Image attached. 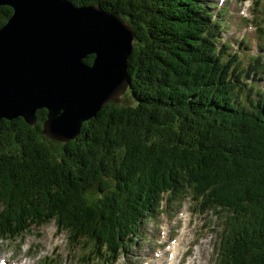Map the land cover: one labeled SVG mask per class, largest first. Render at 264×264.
<instances>
[{"label":"trees","instance_id":"16d2710c","mask_svg":"<svg viewBox=\"0 0 264 264\" xmlns=\"http://www.w3.org/2000/svg\"><path fill=\"white\" fill-rule=\"evenodd\" d=\"M71 1L130 24L128 88L67 142L43 134L44 108L32 126L0 120V238L54 219L91 243L85 260L114 262L164 195H190L220 219L218 264H264V91L225 51L220 13L204 0ZM11 14L0 6V27ZM251 59L259 74L264 59Z\"/></svg>","mask_w":264,"mask_h":264},{"label":"water","instance_id":"95a60500","mask_svg":"<svg viewBox=\"0 0 264 264\" xmlns=\"http://www.w3.org/2000/svg\"><path fill=\"white\" fill-rule=\"evenodd\" d=\"M11 16L0 27V120L36 123L67 142L128 87L134 33L119 13L71 0H0ZM93 55L91 63L83 60Z\"/></svg>","mask_w":264,"mask_h":264},{"label":"rangeland","instance_id":"374dc122","mask_svg":"<svg viewBox=\"0 0 264 264\" xmlns=\"http://www.w3.org/2000/svg\"><path fill=\"white\" fill-rule=\"evenodd\" d=\"M203 2L208 7L217 4L218 8L213 7L212 12L224 10L222 16V11L219 12L223 36L220 42L224 41L228 46L225 51L234 53L238 59L236 63H241L247 69L249 75L246 74L245 82H252L256 90L264 91V69L259 67V74L257 71L252 73L250 66L254 62L251 57L260 56L264 59V39L261 35V31L264 33V13L255 7L253 0H227L222 4L218 0ZM215 18H219L218 14ZM224 57L227 58L226 55ZM256 90L253 92L254 96H257ZM124 94L119 97V101L125 98ZM222 214L225 216L224 212ZM149 218L141 224L138 238H133L131 244L134 245L129 244L116 261L104 260L103 264H149V261L150 264H166V261L171 260V254L176 255L175 260L178 261L181 260L182 251L176 246L179 239L181 248L184 247V257L179 260V264H189V254L195 251L200 252L201 264H218L223 229L220 219L209 211H202L191 196L182 199L179 204L155 210L150 213ZM172 239L176 242H171ZM163 240H166L170 254L166 250L160 254L159 243ZM188 247L191 251L186 250ZM89 249L87 243L69 242L68 232H60L53 221L33 227L22 238L13 241H3L0 238V258H12L13 262L28 260L32 264H100L92 259L83 260L84 252L88 253ZM158 254L160 258L165 255L164 260L157 258ZM194 264H197V260Z\"/></svg>","mask_w":264,"mask_h":264},{"label":"bare ground","instance_id":"6f19581e","mask_svg":"<svg viewBox=\"0 0 264 264\" xmlns=\"http://www.w3.org/2000/svg\"><path fill=\"white\" fill-rule=\"evenodd\" d=\"M217 6V5H216ZM215 5L213 6V7H216ZM217 8H218V6H217ZM109 12H111V11H109ZM215 12V11H214ZM219 12H220V10L219 11H217V12H215L216 14H218L219 15ZM253 87V86H252ZM174 244V243H173ZM181 245H182V243L180 242V239L178 240V242H176V246H177V248H180V249H182V251L180 252L181 254H180V258H181V260H183V257H184V247L183 248H181ZM202 246V245H201ZM204 246V245H203ZM187 251H191V248H187L186 249ZM199 253L200 252H190V254H189V257H190V262H189V264H194L195 263V260H197V264H201V262H200V257H199ZM164 257H165V255H163ZM161 257L160 259L161 260H164V257ZM1 259V258H0ZM180 260V259H179ZM179 260L178 261H176L175 260V258H171V260L170 261H167L168 263H170V264H179ZM180 260V261H181ZM17 264H32L31 263V261H28V260H26L25 262H18ZM185 264V263H184Z\"/></svg>","mask_w":264,"mask_h":264}]
</instances>
